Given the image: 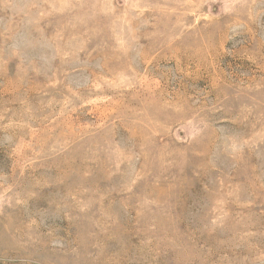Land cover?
Returning a JSON list of instances; mask_svg holds the SVG:
<instances>
[{
	"label": "rangeland",
	"instance_id": "rangeland-1",
	"mask_svg": "<svg viewBox=\"0 0 264 264\" xmlns=\"http://www.w3.org/2000/svg\"><path fill=\"white\" fill-rule=\"evenodd\" d=\"M0 264H264V0H0Z\"/></svg>",
	"mask_w": 264,
	"mask_h": 264
}]
</instances>
